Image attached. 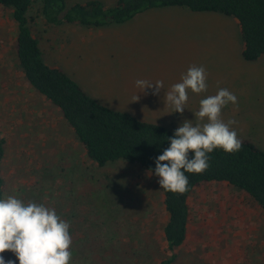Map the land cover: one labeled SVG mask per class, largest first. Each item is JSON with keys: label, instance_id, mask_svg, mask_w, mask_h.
I'll return each instance as SVG.
<instances>
[{"label": "rangeland", "instance_id": "374dc122", "mask_svg": "<svg viewBox=\"0 0 264 264\" xmlns=\"http://www.w3.org/2000/svg\"><path fill=\"white\" fill-rule=\"evenodd\" d=\"M89 0H67L70 7ZM113 6L118 0H101ZM29 12L45 61L62 68L91 97L113 110L174 132L196 123L200 100L220 88L235 94L222 119L241 140L264 150V56L248 62L232 18L180 7L152 9L122 25L48 26ZM159 12V14H150ZM18 26L0 8V133L6 139L1 176L5 199L15 196L49 208L70 224L71 264H159L171 256L163 230L167 215L159 177L125 161L100 167L75 138L62 111L28 84L17 58ZM207 71L208 89L188 91L183 115L166 107L165 92L191 66ZM137 80L163 81L159 95ZM139 101L132 102L134 96ZM186 243L173 264H264V211L226 183H203L190 198ZM5 261L15 255L3 253Z\"/></svg>", "mask_w": 264, "mask_h": 264}, {"label": "trees", "instance_id": "16d2710c", "mask_svg": "<svg viewBox=\"0 0 264 264\" xmlns=\"http://www.w3.org/2000/svg\"><path fill=\"white\" fill-rule=\"evenodd\" d=\"M37 5H40L38 15L52 27L122 25L146 11L168 7L217 13L236 21L246 61L256 62L264 56V0H118L113 6L101 0H89L70 7L67 0H0V8L13 10V21L18 26L17 58L29 86L62 111L88 158L100 167L122 160L139 165L145 172L152 169L155 175V161L170 147L168 137H173L175 132L98 102L62 68L48 64L28 16ZM6 150V139L0 133V199H5V179L1 173ZM208 155L209 167L205 172H185L189 181L186 193L162 188L167 215L163 234L166 251L171 256L159 264H173L177 250L186 243L191 222L190 198L201 184L226 183L244 191L264 211V150L242 140L238 152L230 154L215 149ZM192 157L194 153H190Z\"/></svg>", "mask_w": 264, "mask_h": 264}, {"label": "clouds", "instance_id": "9594fccd", "mask_svg": "<svg viewBox=\"0 0 264 264\" xmlns=\"http://www.w3.org/2000/svg\"><path fill=\"white\" fill-rule=\"evenodd\" d=\"M141 92L153 89L152 95H159L164 88L163 81L137 80ZM208 89L207 71L203 66H191L176 83L165 92L164 102L172 108L171 113L183 115L189 100L188 91L201 94ZM134 96L132 102L139 101ZM236 106L235 94L220 88L217 94L200 100L199 110L194 113L196 123L185 120L173 137H168L170 147L155 161L154 174L159 177L161 188L173 193L188 191V177L185 172L202 174L209 167V153L222 149L227 153L241 150L242 140L231 126L234 119L225 122L222 110L229 104ZM190 153L194 157L190 158ZM153 170H148L151 176ZM70 224L63 220L53 208L33 201L25 203L15 196L0 199V264H15L5 261L3 253L15 254L19 264H71L72 237Z\"/></svg>", "mask_w": 264, "mask_h": 264}, {"label": "crops", "instance_id": "0c3cea01", "mask_svg": "<svg viewBox=\"0 0 264 264\" xmlns=\"http://www.w3.org/2000/svg\"><path fill=\"white\" fill-rule=\"evenodd\" d=\"M151 14H159V12H152L150 14H147V15H151ZM200 14V13H199Z\"/></svg>", "mask_w": 264, "mask_h": 264}]
</instances>
